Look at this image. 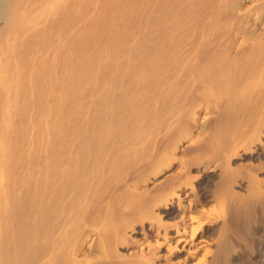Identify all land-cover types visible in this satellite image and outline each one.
<instances>
[{
    "label": "bare ground",
    "instance_id": "obj_1",
    "mask_svg": "<svg viewBox=\"0 0 264 264\" xmlns=\"http://www.w3.org/2000/svg\"><path fill=\"white\" fill-rule=\"evenodd\" d=\"M0 264H264V0H0Z\"/></svg>",
    "mask_w": 264,
    "mask_h": 264
}]
</instances>
